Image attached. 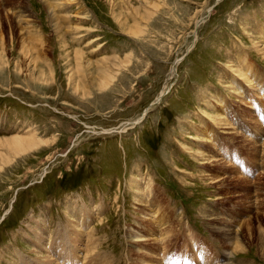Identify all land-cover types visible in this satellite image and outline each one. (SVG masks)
I'll use <instances>...</instances> for the list:
<instances>
[{"label": "rangeland", "instance_id": "1", "mask_svg": "<svg viewBox=\"0 0 264 264\" xmlns=\"http://www.w3.org/2000/svg\"><path fill=\"white\" fill-rule=\"evenodd\" d=\"M0 12V140L35 144L0 142V264L47 263L36 234L78 219L76 264H264V0Z\"/></svg>", "mask_w": 264, "mask_h": 264}, {"label": "bare ground", "instance_id": "2", "mask_svg": "<svg viewBox=\"0 0 264 264\" xmlns=\"http://www.w3.org/2000/svg\"><path fill=\"white\" fill-rule=\"evenodd\" d=\"M75 1V0H74ZM47 2V1H46ZM48 3V2H47ZM48 5V7H50L49 9H50V11L52 12V13H54V16H55V12L52 10V7H51V4L49 5V3L47 4ZM127 5H129V4H127ZM133 8V7H132ZM1 13V12H0ZM2 15V14H1ZM1 15H0V17H1ZM17 15V14H16ZM2 19V18H1ZM16 19H17V22L18 23H20V22H22L21 21V19H22V16L20 17V14L18 15V17H16ZM3 20V19H2ZM24 20V19H23ZM9 21V20H8ZM0 24H2V23H0ZM11 25V24H10ZM2 31H3V29H2ZM2 33H4V32H2ZM3 38V37H2ZM33 40V39H32ZM1 41H3L2 39H1ZM5 41H6V39H5ZM33 41H36V40H33ZM31 45V44H30ZM81 54V56L80 57H82L83 55H82V53H80V52H78L77 53V56H79ZM82 60V58L80 59V61ZM246 62V61H245ZM79 64V63H78ZM161 97H162V95H161ZM161 97H159L160 99H158L157 100V102H160L161 101ZM220 118V122L221 123H224V124H227L226 122H224L223 120H225L224 118H223V116L222 117H219ZM217 119V118H216ZM218 120V119H217ZM216 120V121H217ZM219 121V120H218ZM30 140H32V138L30 139ZM35 140V139H34ZM28 140H26V138L25 139H22L21 137H13V138H11V139H5V141L3 140H0V142L2 143V142H4V145H2L3 147H6L7 146V148H8V150L10 151V152H12V153H14V155L15 154H19L20 155V153H24V152H27V151H29L30 150V148L32 149V146L34 147L35 146V144L33 143V142H27ZM41 142V141H40ZM37 143H38V140H37ZM39 144V143H38ZM1 146V145H0ZM38 146V145H37ZM5 149V148H4ZM26 149H29V150H26ZM7 152V151H6ZM5 154V153H4ZM17 154V155H18ZM3 156V155H2ZM6 156H7V154H6ZM7 158V157H6ZM212 161L211 162H214V161H216L215 160V157H212V159H211ZM218 161V160H217ZM9 163V162H8ZM208 163V162H207ZM208 177H211V179H209V181H211V183H213L214 182V184H217V183H219V182H222L223 180H225L226 178H223L224 177V175L222 174H216V175H209L208 174ZM207 180V179H206ZM149 190V189H148ZM147 194H148V196H147ZM145 196H146V198H148L149 197V191L145 194ZM155 212V211H154ZM158 213V211H156V214ZM155 215V214H154ZM86 216V215H85ZM86 217H88V216H86ZM85 217V218H86ZM87 219V218H86ZM70 220V219H69ZM213 220V219H212ZM219 221H221L220 219H218ZM81 223V220H77V222H76V224L77 223ZM76 224H74L72 221H69V224L68 225H66L65 227H64V230H62V231H58L59 233L57 234L58 236H57V238L55 239V240H53V242H52V244H51V247H48L47 245V243H46V240H43L44 239V237H43V235H42V233H38L39 234V236H38V234H36V238H37V240H38V245H39V247H41V249H43L44 251H46V253H48V257H45V258H47V260H48V262L47 263H45V264H58V261L60 260L61 261V263L62 262H68L67 260H66V258H70L71 260V264H76L78 261H77V259L75 258V256H74V251H75V248H77V246H74V245H76L78 242H80V239H81V237H82V235H81V233L79 234L78 232H81V229H79V227H78V225H76ZM82 225L80 226V228L82 227V230H84L86 227H88V225H89V222H88V220L86 221V222H82L81 223ZM223 226L221 227V228H219V230H213L214 232H218L219 233V235H221V237L223 238V239H225V241L226 242H229V243H232L234 246H235V250H239V251H242L243 250V245H242V243H243V241H242V239L240 238V236H239V234H237V235H234L233 234V236L229 233L230 231H228V232H226V229L224 230V231H221V229L225 226V224H222ZM60 227V226H59ZM69 228H74V230H75V232H71V230L69 229ZM73 230V229H72ZM76 230L78 231V232H76ZM161 230V229H160ZM84 232H85V230H84ZM92 237V236H91ZM91 237H89L88 239H91ZM90 242V241H89ZM80 245V244H79ZM37 247V246H36ZM72 254V255H71ZM42 256H43V254H42ZM88 256V255H87ZM79 258L81 257V256H78ZM97 258V257H96ZM96 258H94V259H96ZM59 259V260H58ZM29 262V261H28ZM25 264H27V262H25ZM28 264H30V262L28 263ZM44 264V263H43ZM95 264V263H94Z\"/></svg>", "mask_w": 264, "mask_h": 264}]
</instances>
